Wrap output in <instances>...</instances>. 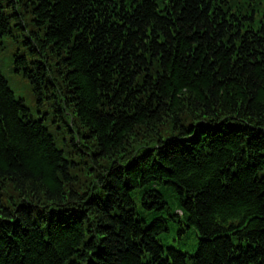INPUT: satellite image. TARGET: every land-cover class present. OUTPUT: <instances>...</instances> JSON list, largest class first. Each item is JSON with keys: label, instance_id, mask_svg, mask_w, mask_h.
Here are the masks:
<instances>
[{"label": "trees", "instance_id": "obj_1", "mask_svg": "<svg viewBox=\"0 0 264 264\" xmlns=\"http://www.w3.org/2000/svg\"><path fill=\"white\" fill-rule=\"evenodd\" d=\"M0 46V264H264V0H0Z\"/></svg>", "mask_w": 264, "mask_h": 264}, {"label": "rangeland", "instance_id": "obj_2", "mask_svg": "<svg viewBox=\"0 0 264 264\" xmlns=\"http://www.w3.org/2000/svg\"><path fill=\"white\" fill-rule=\"evenodd\" d=\"M3 74H4V76L6 77V78H8V79H10V77H12V74L11 73H8L7 71H3ZM19 94H21V95H23L24 96V90H22L21 88H15V87H13ZM29 94H30V96H31V106L33 105V98H32V94L30 93V91H27ZM165 243H167L169 246H171V247H173L174 246V244L172 243V241H171V239L169 238L167 241H165Z\"/></svg>", "mask_w": 264, "mask_h": 264}, {"label": "bare ground", "instance_id": "obj_3", "mask_svg": "<svg viewBox=\"0 0 264 264\" xmlns=\"http://www.w3.org/2000/svg\"><path fill=\"white\" fill-rule=\"evenodd\" d=\"M59 220L55 219L53 220V223L51 222L52 226H59Z\"/></svg>", "mask_w": 264, "mask_h": 264}]
</instances>
